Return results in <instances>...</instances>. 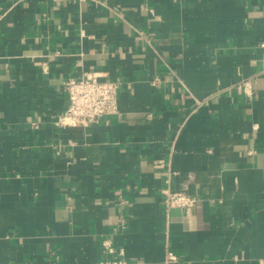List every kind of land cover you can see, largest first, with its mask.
Instances as JSON below:
<instances>
[{"label":"crops","instance_id":"obj_1","mask_svg":"<svg viewBox=\"0 0 264 264\" xmlns=\"http://www.w3.org/2000/svg\"><path fill=\"white\" fill-rule=\"evenodd\" d=\"M261 43L264 0H0V264H264ZM89 72L118 112L56 125Z\"/></svg>","mask_w":264,"mask_h":264},{"label":"built area","instance_id":"obj_2","mask_svg":"<svg viewBox=\"0 0 264 264\" xmlns=\"http://www.w3.org/2000/svg\"><path fill=\"white\" fill-rule=\"evenodd\" d=\"M264 47V43L260 44ZM261 66L264 69V55L261 58ZM155 80H153L154 83ZM121 83L118 80H100L95 73H85L80 78H69L64 83V90L67 98V107L60 114L55 124L62 127H87L104 116L118 112V91ZM241 90L247 96L252 95V86L249 81L243 82ZM163 205L168 212L172 208H182L190 212L196 204L197 198L185 191H173L169 187L162 190ZM106 253L115 252L109 240L101 243ZM122 254V250L118 251ZM167 260H174L172 252L167 253ZM123 259L104 261L99 264H125Z\"/></svg>","mask_w":264,"mask_h":264}]
</instances>
